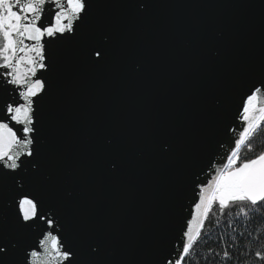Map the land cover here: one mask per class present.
<instances>
[{"label":"water","instance_id":"obj_1","mask_svg":"<svg viewBox=\"0 0 264 264\" xmlns=\"http://www.w3.org/2000/svg\"><path fill=\"white\" fill-rule=\"evenodd\" d=\"M89 3L75 39L46 45L39 170L21 175L70 236L99 245L94 264H158L161 252L174 255L196 185L219 163L241 97L264 73V0ZM100 37L109 56L95 65L87 45ZM13 96L0 89V106ZM14 189L0 181V218L9 221ZM36 236L20 234L10 264Z\"/></svg>","mask_w":264,"mask_h":264},{"label":"snow or ice","instance_id":"obj_2","mask_svg":"<svg viewBox=\"0 0 264 264\" xmlns=\"http://www.w3.org/2000/svg\"><path fill=\"white\" fill-rule=\"evenodd\" d=\"M137 7L143 9L146 5L140 3ZM89 8V0H0V69L4 70L0 72V89L14 94L0 106V181L11 178L15 185L13 217L11 221L0 218V264H10L9 258L19 250L20 234L24 231H35L37 236L24 249L18 264H84V254L94 264L100 254L99 245L86 234L70 236L56 211L27 187L21 175L39 170L35 105L48 91L43 76L49 67L46 45L75 39ZM106 39L100 37L87 45L91 63L106 62ZM237 120V128L226 129L232 132V138L225 153L217 157L219 163L212 165V174L196 185L198 202L182 227L174 255L161 252L158 264H192V253L214 206L220 216L226 209L236 208V217L243 216L245 222L264 212V146L253 156L246 155L254 151L252 141L264 127V73L241 97ZM161 147L168 151L167 145ZM215 223L218 226L219 217ZM255 255L264 260L261 252ZM229 258L225 250L221 260L226 262Z\"/></svg>","mask_w":264,"mask_h":264},{"label":"trees","instance_id":"obj_3","mask_svg":"<svg viewBox=\"0 0 264 264\" xmlns=\"http://www.w3.org/2000/svg\"><path fill=\"white\" fill-rule=\"evenodd\" d=\"M252 143L254 151L246 153L249 157L264 146V127L259 137ZM236 210V208L226 209L224 215L220 216L218 207L214 206L213 213L205 222L201 239L192 253V264H264V260L258 259L255 255L258 251L264 254V212L245 222L243 216L236 217ZM216 217H219L218 226L215 223ZM241 232L243 236L240 235ZM205 233L208 235L205 236ZM233 244L236 246H231ZM225 250L230 254L226 262L221 260ZM217 253L221 255L217 256ZM204 257H207V260Z\"/></svg>","mask_w":264,"mask_h":264}]
</instances>
